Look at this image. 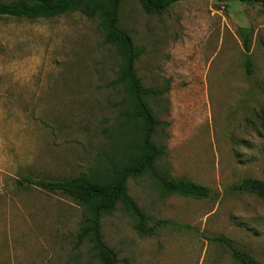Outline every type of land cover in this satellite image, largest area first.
Wrapping results in <instances>:
<instances>
[{"label": "rangeland", "instance_id": "1", "mask_svg": "<svg viewBox=\"0 0 264 264\" xmlns=\"http://www.w3.org/2000/svg\"><path fill=\"white\" fill-rule=\"evenodd\" d=\"M119 23L140 51L142 85L161 92L147 101L168 124L154 137L165 147L157 170L210 196L167 195L148 176L128 179L147 227L183 228L140 235L117 206L101 220L117 264H238L210 240L218 236L264 264V197L233 190L244 179L264 181V10L182 0L158 15L122 0ZM117 70L96 19L78 11L0 17V264H96L88 245L76 246L82 206L16 182L76 177L108 151L125 98L122 87H107Z\"/></svg>", "mask_w": 264, "mask_h": 264}, {"label": "trees", "instance_id": "2", "mask_svg": "<svg viewBox=\"0 0 264 264\" xmlns=\"http://www.w3.org/2000/svg\"><path fill=\"white\" fill-rule=\"evenodd\" d=\"M148 14L165 13L172 5L182 0H138ZM237 1L243 4H258L264 10V0H215ZM122 0H11L0 1V17L9 18H52L78 11L88 19H96L104 36V42L111 46L118 59L116 77L107 87L123 88L125 98L119 113L118 126L109 133L108 151H103L86 173L62 180H43L23 177L17 180L20 187L36 186L48 193H61L71 197L83 208L82 219L76 234V246L88 245L96 264H117L115 252L103 240L101 220L111 214L117 206L133 218L135 231L151 236L164 226L183 228L180 224L158 220L147 227V219L127 189L128 179L148 176L167 195L175 194L192 199H205L210 190L184 179H171L161 174L156 163L164 156L165 147L154 137L159 128L166 127L151 111L148 100L157 98L161 92L146 88L136 73L135 63L140 51L134 46L130 35L120 27L119 10ZM243 47L250 51L249 29H242ZM248 72L250 62H247ZM264 133V110L260 114ZM233 190L248 192L264 197V181L244 179L233 186ZM222 246L238 264H263L248 252L235 247L223 236L210 239Z\"/></svg>", "mask_w": 264, "mask_h": 264}]
</instances>
